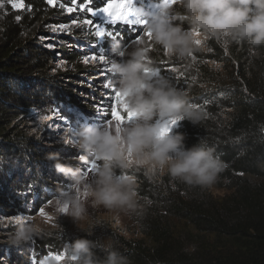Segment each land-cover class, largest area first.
<instances>
[{
  "label": "trees",
  "instance_id": "obj_1",
  "mask_svg": "<svg viewBox=\"0 0 264 264\" xmlns=\"http://www.w3.org/2000/svg\"><path fill=\"white\" fill-rule=\"evenodd\" d=\"M54 1L58 5L49 7L45 0H23L19 13H10L4 25L0 21V214L30 212L56 196L54 190L68 180L47 156L57 153L65 159L77 153L70 147L47 145L44 135H28L23 123L28 113L49 108L64 116L89 117L95 101L88 94L100 96L95 83L101 77H96L99 73L93 66L82 63L81 55L93 43L96 27L89 10L111 0ZM60 7L73 9L64 14ZM88 20L93 23H85ZM70 22L75 24L67 35L46 30ZM109 26L105 25L106 31L117 34L111 42L121 44L137 35L132 29H139ZM45 36L53 50L44 46ZM204 46L182 63L186 69L177 85L202 119L197 125L178 121L172 133L185 136L187 149L202 143L214 150L226 165L214 187L225 194L214 196L209 188L190 187L166 174L152 180L143 171H130L138 184L140 214L132 218L141 238L125 239L111 230L104 235L128 264H264V46L224 44L213 38ZM100 48L109 49V43ZM57 56L71 69L50 74ZM209 64H219L222 71ZM114 87L106 89L100 105L106 107ZM64 162L73 168L80 164ZM8 233L0 238L12 231ZM77 238L104 244L86 233L55 231L21 246L0 243V264L36 262L65 250L66 243ZM14 247L30 250L25 253L29 258ZM93 251L101 258L105 255L100 247Z\"/></svg>",
  "mask_w": 264,
  "mask_h": 264
},
{
  "label": "clouds",
  "instance_id": "obj_2",
  "mask_svg": "<svg viewBox=\"0 0 264 264\" xmlns=\"http://www.w3.org/2000/svg\"><path fill=\"white\" fill-rule=\"evenodd\" d=\"M153 7L156 11L149 12L131 0L133 19L151 34L152 47L159 46L169 58L192 57L194 52L204 50L203 40L208 38L224 44L264 46V0H158ZM184 24L189 27L185 29ZM198 36L203 40H198ZM148 53L145 43L127 49L118 40L110 44L113 58L109 60L108 72L133 119L103 127L90 123L76 130L74 147L101 162L95 175L82 174L57 153L47 156L56 172L70 181L67 189H59L54 211L76 225L89 218V209L140 214L135 178L123 172L130 167L144 169L149 177L166 174L187 186L201 188H211L226 168L212 148L198 143L187 149L185 136L172 133V128L166 135L161 134L167 121L186 120L197 125L202 114L190 105L185 91L160 75ZM215 67L219 69L220 65ZM43 234L42 218H18L9 243L21 246ZM97 247L104 251L103 258L93 251ZM65 253L64 264H128L112 242L100 245L77 238L66 243ZM49 264H55V259Z\"/></svg>",
  "mask_w": 264,
  "mask_h": 264
},
{
  "label": "rangeland",
  "instance_id": "obj_3",
  "mask_svg": "<svg viewBox=\"0 0 264 264\" xmlns=\"http://www.w3.org/2000/svg\"><path fill=\"white\" fill-rule=\"evenodd\" d=\"M46 3H48L49 7L54 6L56 2L54 3H49L48 0H45ZM113 2L117 3L120 2V0H111L106 2L102 7L106 6L107 3ZM137 4H142L146 10L149 12H155L156 8L153 7L154 2H158V0L151 2L150 0H135ZM24 5V3H23ZM58 5V4H56ZM23 9V8H22ZM22 9H17L12 6V3L10 0H2L0 2V21L1 24H6V19L8 16H11L10 13L16 14L19 13ZM68 9H73L71 7H60L59 8V13H64L68 14L69 11ZM97 11V16L93 17L96 21V25H101L105 28L106 24H110L109 27L112 26V24H117V25H125L129 28H139V29H132L131 31L135 34L133 39H126L123 40V46L127 49L133 45H137L140 43H145L149 47V59L151 61H154L153 67L156 68L160 75L166 77L172 84L175 86L177 89L179 87L177 86L179 83V80L183 74L185 73L186 67L182 65V63L188 62L190 58H186L183 60L177 59L175 57L169 58L167 55H165L164 51L159 48V46H156L155 48L152 47V41L151 38H149L145 33L144 27L142 25H129L123 21H115L113 22L111 18L104 16L103 13L99 12V9L95 10ZM17 19V18H16ZM75 22H70L69 24H61V25H56V26H49L47 27V31L49 33H56V34H62V35H67L70 32V27L73 26ZM1 26V25H0ZM61 26H66L64 28H61ZM189 26L187 24L184 25V28L187 29ZM121 28V27H120ZM95 31L96 27L93 31V43L90 44V47H88L85 51V54L81 55V61L85 65H91L93 66L99 74H97L96 77H101V79L95 83L97 87L98 93L100 96L98 98L92 96L91 94H88L89 99H93L95 102L91 105V108H93L94 112H91L90 114H87L89 117H82L78 116L76 114H69V115H62L58 114L60 112L58 111H53L50 110L49 108L45 109H40V110H34L28 113V118L27 120L23 121V123L26 122V125L28 127V135H32L34 137H38L40 135L46 136L48 139L47 142H45L47 145H60L64 147H70L72 150H76V154H68L64 160L68 161H73L77 160L80 162L79 165H76V168H79L82 172V174L86 176H94L95 173H92L88 171L89 168H91V165L95 163L98 167H100L101 162L95 161L92 157H88L86 154L81 153L80 151L77 150V148L74 147V144L76 143L74 136L76 130L81 127L85 126L88 124H94L96 126L102 125L104 126L105 124L112 125L117 123V121L112 117L111 115V109L115 105L117 107V110L120 112L121 115H123L126 119L127 113L123 111L122 106L116 105L115 102V91H116V85L114 83V78L111 76V74L108 72V63L109 60L113 57L110 55V44H111V39L117 37V34L115 33H110L106 31V35L103 38H98L95 36ZM44 41V46L48 50H53V44L49 41H46L49 39L48 37ZM198 40H203L202 37L198 36ZM102 43H109V49H104L100 48V45ZM205 40H203V48ZM201 45H198L200 47ZM83 49V48H82ZM100 51L105 56V61L101 62L99 59ZM96 56L95 60H92L91 57ZM58 57V56H57ZM87 59V62L85 60ZM114 59H120L119 57H115ZM53 68L49 72L50 74H55L58 72H64L67 71L68 69H71V66L67 64V62L60 57L56 58L54 62L52 63ZM217 64H209V67H212L213 69H217L215 67ZM172 69H175V71H172ZM218 72L222 71V68L220 67L217 69ZM111 79V80H109ZM89 88L91 87L90 83L86 84ZM111 85H115L113 92H112V98L109 102H104L106 103V107L104 105H100L101 102H103L104 96L107 94L106 89H111ZM108 117V118H106ZM107 122H105V120ZM76 121H79V124L76 123ZM22 124V123H20ZM174 128V127H173ZM172 128V129H173ZM75 130V131H74ZM46 145V146H47ZM136 167H130L129 169H125L126 172L125 174H129L131 171H135ZM119 170V169H118ZM137 170V169H136ZM137 171H143L145 174L144 169H139ZM133 176V175H132ZM148 176V175H147ZM162 175L157 174L154 177H149V179H158ZM135 178V177H134ZM136 181V178H135ZM54 184H58L55 183ZM70 185V181L66 182V185L61 188L67 189ZM137 182H136V187H137ZM60 188V189H61ZM210 192L214 196H223L225 194V191H222L220 189H217L214 187V185L209 188ZM57 194L59 189L54 190ZM56 196H52L49 201H47L45 204L40 205L39 208L36 210L31 209V211L27 212H18L17 214H0V236L3 235H8L9 231H12V233L15 230V221L17 220V217H35V218H42L44 220V227H45V234L43 235H49L51 232L55 231H62V233H70L71 235H81L83 233H86L91 236H96L97 239L103 240L104 244L110 243V240L108 238H105L104 235H109V231L111 230L113 234H116L118 236H121L125 239H140L141 235L138 233V228L137 226L133 223V218L132 215L135 213H126L124 211L120 210H107L103 208L99 209H89V218L85 220L82 224L76 225L75 223L72 222V220L67 217L66 215L58 214L54 211L53 208V203L56 199ZM138 204L140 205V201L138 199ZM141 207V206H140ZM43 209L45 212V216L42 217L39 215V211ZM26 220V219H25ZM13 225V226H12ZM9 226H12V228L9 230ZM61 226V227H58ZM8 243L9 242V237L6 238H0V243ZM33 242L30 241L29 243ZM18 253H22L21 256L26 257L28 259L29 257L26 256L25 253L30 254V250H22L21 248L14 247ZM62 257L61 260H56L55 257ZM55 259V264H64L66 260V253L65 250L58 251L56 253H52L49 255L44 256L42 259H38L36 262L33 260L27 261L25 264H49L50 261ZM3 264H10L8 262H4Z\"/></svg>",
  "mask_w": 264,
  "mask_h": 264
},
{
  "label": "snow or ice",
  "instance_id": "obj_4",
  "mask_svg": "<svg viewBox=\"0 0 264 264\" xmlns=\"http://www.w3.org/2000/svg\"><path fill=\"white\" fill-rule=\"evenodd\" d=\"M10 2L12 3V6L14 8H17V9H22L24 7L23 5V0H10ZM48 2L51 4V3H54V0H48ZM172 3H175V0H172ZM68 11H72V9H68ZM90 11V15L93 16V17H96L97 16V11L95 10H89ZM99 12L100 13H103L104 16L106 17H109L111 18V20L113 22L115 21H123L129 25H141V22L139 21H136L133 19V12H132V9H131V0H120V2H117V3H113V2H109L107 3L106 6L104 7H101L99 9ZM85 23L87 24H92L93 21L92 20H88V21H85ZM66 26H61V28H64ZM149 38H151V34L146 32L145 33ZM106 35V30L103 26L101 25H96V31H95V36L98 37V38H103L105 37ZM198 35V33H197ZM197 43H199V41H197ZM92 60H95L96 59V56H92L91 57ZM99 59L101 62H104L105 61V56L104 54L102 53V51H100V55H99ZM85 62H87V59L85 60ZM172 71H175V69H172ZM115 95V102H116V105H119V106H122L123 108V111L127 113V117L125 119V117L123 115L120 114V112L117 110V107L114 105L111 109V115L112 117L117 121V123L119 125H122L124 124L125 122H131V120L133 119V114L130 113V112H127L126 110V106H124V98L121 96V94L117 91H115L114 93ZM77 124H79V121H76ZM178 121L176 120H171V121H167L164 128L162 129V135H166L169 130L173 127H175L177 125ZM98 127H103L102 125H98ZM75 131V130H74ZM98 166L93 163L91 165V168L88 169V171L92 172V173H95L97 170H98ZM66 211V209H65ZM39 215H41L42 217L45 216V212L43 209H41L39 211ZM18 218H22V219H29L31 218V216H28V217H17ZM56 260H61L62 257H55Z\"/></svg>",
  "mask_w": 264,
  "mask_h": 264
}]
</instances>
